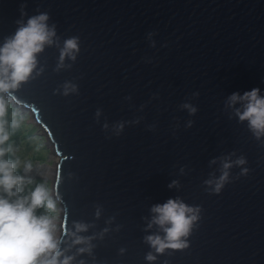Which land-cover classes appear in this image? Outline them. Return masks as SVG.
Masks as SVG:
<instances>
[{"label": "water", "instance_id": "water-1", "mask_svg": "<svg viewBox=\"0 0 264 264\" xmlns=\"http://www.w3.org/2000/svg\"><path fill=\"white\" fill-rule=\"evenodd\" d=\"M41 12L56 36L6 99L30 110L59 157L51 192L72 264H150V251L151 264H264V136L228 104L253 88L264 96V0H0V46ZM74 36L76 59L58 67ZM66 82L77 91L63 95ZM241 156L214 192L223 163ZM177 198L200 209L189 247L157 254L144 239L164 235L148 227L151 209ZM76 236L94 237L91 255Z\"/></svg>", "mask_w": 264, "mask_h": 264}, {"label": "clouds", "instance_id": "clouds-1", "mask_svg": "<svg viewBox=\"0 0 264 264\" xmlns=\"http://www.w3.org/2000/svg\"><path fill=\"white\" fill-rule=\"evenodd\" d=\"M24 7L25 5L21 6V16L26 15L23 11ZM49 19L48 13L41 12L28 18L26 23L18 20V28L14 35L5 38L3 45L0 46V264H72L74 259L73 256L65 254V250L61 247L64 241L56 235L57 220L60 216L59 199L53 197L45 184H37L27 195H21L25 186L33 181L17 174L16 170L21 166L18 159H6V156H15L16 152L9 129L18 127L17 121L13 120L10 123L8 120L9 103L6 94L29 80L34 69L37 68V54L44 50L45 45L53 43V37L56 36L55 24L49 26L47 23ZM78 52L79 38L74 36L66 39L60 51L61 63L58 67H63L65 58L74 61ZM63 89V95L68 96L70 92L77 91V86L66 82ZM237 103L242 105V108L236 109L239 121H247L253 136L260 139L264 136V96L260 95V89L253 88L242 96L233 93L229 97L228 104L234 106ZM182 107L188 109L190 114H195L197 111L188 103L183 104ZM99 114L98 110L97 116ZM134 123H139V120ZM191 124L192 122L189 121V126ZM103 127L107 129L108 126L105 124ZM123 127V123L114 126L117 136L121 134ZM149 127L151 129L152 126ZM246 163L243 156L234 162H224L225 171L215 181L213 191L219 193L224 187L229 175L227 169L233 164L242 166ZM23 169L26 173L31 172L33 164L25 161ZM248 172L249 169L243 168L241 175H246ZM205 183L211 185L213 181L208 180ZM175 184L176 182L173 181L169 187ZM41 208L45 209L44 214L37 215L36 210ZM151 211L155 215L148 227L151 228L155 224L164 233L163 236L152 234L144 238L151 249L157 254H164L169 249L180 251L187 249L189 247L187 237L192 231L194 222L199 218V207L189 206L177 198L169 199L162 205H154ZM100 212L101 208L98 207L95 213L97 217ZM88 227L89 225L84 223L75 225L76 232H87ZM92 239L94 237L76 236L73 244L84 245L78 251L91 255L95 247L91 243ZM124 251L125 249H120L121 254ZM145 259L151 264L157 256L150 251Z\"/></svg>", "mask_w": 264, "mask_h": 264}, {"label": "trees", "instance_id": "trees-1", "mask_svg": "<svg viewBox=\"0 0 264 264\" xmlns=\"http://www.w3.org/2000/svg\"><path fill=\"white\" fill-rule=\"evenodd\" d=\"M7 101L9 103L8 120L10 123L13 120L17 121L18 127H10L9 129L12 133L11 142L15 145L16 152L15 156L9 155L6 156V159H18L20 161L21 166L17 168V174L26 176L23 169V163L25 161L32 162L33 160L41 161V159H43V154L41 153V151L45 149L46 138H38L39 136L36 135L37 128H34V126L30 125L27 122L29 116H27L26 114H19V112L16 110L17 108H15L8 99ZM30 179L33 181V183L26 185L25 190L23 193H21V195H27L31 190H34L37 184H45L48 187V183L45 182L43 179ZM44 212L45 209L43 208L36 210L37 215H42L44 214Z\"/></svg>", "mask_w": 264, "mask_h": 264}, {"label": "rangeland", "instance_id": "rangeland-1", "mask_svg": "<svg viewBox=\"0 0 264 264\" xmlns=\"http://www.w3.org/2000/svg\"><path fill=\"white\" fill-rule=\"evenodd\" d=\"M17 108L16 110L19 112V114L22 115H27L28 117V123L32 126H34V128L36 127V135H38V138H45L44 136V132L40 129V127L37 126V124L34 122V119L32 117V113L30 112V110H27L23 107H15ZM33 128V127H32ZM45 149L43 151H41V153L43 154V159H41V161H32L31 163L33 164V169L31 172L26 173L25 171V175L27 177L30 178H35V179H43L45 182L48 183V188L51 192V180H52V173L50 174L49 171H43L44 168L50 167V168H54V164L58 161L59 157L55 154V152H53L52 148H49L47 146V141L45 140ZM52 193V192H51ZM60 216H61V210H60ZM57 220V228L60 227V222L61 219Z\"/></svg>", "mask_w": 264, "mask_h": 264}, {"label": "bare ground", "instance_id": "bare-ground-1", "mask_svg": "<svg viewBox=\"0 0 264 264\" xmlns=\"http://www.w3.org/2000/svg\"><path fill=\"white\" fill-rule=\"evenodd\" d=\"M43 171H49L50 174L52 173V178H53V176H54V168L47 167V168H44ZM60 224H61V222H60ZM60 232H61V226L59 228H57L56 235H57L58 238H59Z\"/></svg>", "mask_w": 264, "mask_h": 264}]
</instances>
